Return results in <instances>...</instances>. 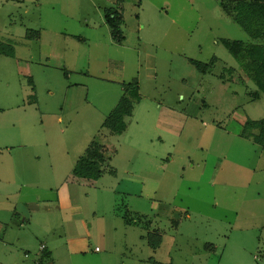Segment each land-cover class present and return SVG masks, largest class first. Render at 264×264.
<instances>
[{
    "label": "rangeland",
    "instance_id": "rangeland-1",
    "mask_svg": "<svg viewBox=\"0 0 264 264\" xmlns=\"http://www.w3.org/2000/svg\"><path fill=\"white\" fill-rule=\"evenodd\" d=\"M151 1L125 3L118 44L107 0H0V42L13 50L0 53V178L13 160L38 169L19 186L28 224L10 221L0 186V237L25 264L43 258L41 243L49 264H264V146L240 136L260 132L247 123L264 120V89L225 43L264 49V18L243 27L223 8L239 0ZM134 78L140 100L112 134L101 123ZM160 109L178 114L173 134L156 126ZM93 138L108 160L79 181L72 159ZM62 186L82 220L27 199ZM149 233L161 236L154 249Z\"/></svg>",
    "mask_w": 264,
    "mask_h": 264
},
{
    "label": "trees",
    "instance_id": "trees-1",
    "mask_svg": "<svg viewBox=\"0 0 264 264\" xmlns=\"http://www.w3.org/2000/svg\"><path fill=\"white\" fill-rule=\"evenodd\" d=\"M223 8L226 13L230 15L234 12L235 15L239 17L240 14L241 24L245 28L248 27L246 26L247 21L256 22L258 19L261 20L264 18V0H239L233 3L232 8ZM104 19L110 28L113 41L116 43L122 42L124 36L119 28L122 23L121 14H118L117 10L114 8H108L104 12ZM225 43L233 54L238 57L239 61L243 63L245 70L250 72H247L249 76L253 77L254 81L264 89V49H262L261 45L253 43L247 44L241 41H225ZM12 52L11 46L0 42V53L8 55L12 54ZM190 62L196 67L201 68L202 72H204V68L208 66L207 63H201L193 59H191ZM30 84L31 89L34 90L31 80ZM121 88L122 93L119 99L101 123V127L107 128L112 134H121L126 129L127 125L125 120L132 115L135 103L140 100L137 79L134 78L128 82H122ZM254 95L257 96L258 93L255 92ZM247 124L257 131L259 128L260 132H257V134H244L241 132L240 134L251 138L259 144H264V120L248 121ZM107 160L108 156L105 146L100 144L97 139L93 138L88 142L83 153L77 158L72 167L71 174L79 180L94 181L102 175V166ZM127 222H129V220ZM160 237L159 234H148V242L153 249L159 244ZM47 254L48 251L44 250V262L47 260Z\"/></svg>",
    "mask_w": 264,
    "mask_h": 264
},
{
    "label": "crops",
    "instance_id": "crops-1",
    "mask_svg": "<svg viewBox=\"0 0 264 264\" xmlns=\"http://www.w3.org/2000/svg\"><path fill=\"white\" fill-rule=\"evenodd\" d=\"M107 1L108 2H112L113 4H115L116 7L114 9L117 10L118 14H121L122 22L124 21L123 19H124V12H125V3L126 4L129 3V4H132V5H136L135 2H134L135 0H127L126 2H125V0H107ZM142 1H145L147 4L154 5L151 0H137L138 6L143 4ZM109 8H113V6H111ZM106 9H108V7L105 8L103 10V12H105ZM118 44H121V43H118ZM149 68L150 67H147V69H149ZM121 93L122 92H120L119 94L121 95ZM116 99L118 100L119 98L117 97ZM117 100L114 101V99L113 100L111 99V104H113L112 106H114L116 104ZM177 115L178 114H176L175 111L171 112L170 115H168V114L164 113L160 109V111L158 112V120L156 121L155 124H156V126L160 127L163 131H166V132H168L170 134H173L174 133V129L172 128V126L174 125V122L176 123V120L178 119ZM58 120H61L60 116L58 117ZM253 134H255V133H253ZM240 136L244 140L246 139L247 141H252L253 143H255L257 145L264 146V144H259V143L255 142V141H253L249 137L242 136L241 134H240ZM79 146H82V144H79ZM86 146L85 147L83 146L82 148L81 147L76 148L75 154H74L75 157H73L74 159H72L74 162L83 153V151L86 148ZM18 161L17 160L11 161L12 177H11V179H6V180H2L0 178V186L5 190L4 191L5 202L9 201V200H14L15 201V206L16 207H15L13 212H12V210L6 209L7 211H9L10 221H13L17 225H22L24 223L28 224L30 222L31 214H29L28 211H27V208H28L27 207V200L26 199L22 200L21 193H19L20 190H21L19 186L25 187V186H28V185L32 184V182H34V180H35L36 174L38 173V169H37V165L33 161L30 162V161H28L26 159H23V160H21L19 162L20 164L17 166V162ZM31 164H33V168H32V166L30 167ZM20 167H21V169H20ZM18 170H20V171H18ZM25 171L27 172L26 177H28L27 182L21 183L19 185V183H18L19 180L17 181V177H18L19 174H21L22 172L24 173ZM77 180H79V179H77ZM79 181L86 182L85 180H79ZM35 182H34V184H35ZM87 182H90V181H87ZM62 188L63 189H59L57 191L56 197L54 195L53 196L50 195V197H44V199H43V197H41V198L39 197L38 198L37 197L38 194H37L35 196L27 197V199L28 200L33 199V200H36V201H41L42 200L44 203H46V205L44 207H46L47 210H49L48 207L50 205H55V203H56L57 204V209L62 210V211H66V214L68 215V217H66V218L69 220L68 222H71V221L72 222H76L78 220H82L81 213H80V210H79L78 206L72 204V202H71V197H70L68 189L65 186H62ZM49 189H50V187H49ZM64 201L66 203H64ZM0 225L5 228L9 224L8 223H4L2 221V219H0ZM6 231L7 230L4 229L3 235H2V237H0V252H1V254H0L1 255L0 256V264H25L24 261L18 260L16 258V256L14 255V251L13 250L15 248V245H10V244H8L9 242H5V240H4L5 237L4 236H5V232ZM40 245H44V248L42 250H40V248H39ZM40 245H39L38 249H39V251L42 254H40L38 256V258L41 257V256H45V255H43V253H44V250H47V245L46 244L41 243ZM98 252H96V253H98ZM52 255H53V251L52 250L48 251V254H47L48 257H46L47 260L44 262L43 259H45V258L43 257L39 261L37 260L36 264L53 263L52 262L53 261V256ZM25 258H28V256L25 255Z\"/></svg>",
    "mask_w": 264,
    "mask_h": 264
},
{
    "label": "built area",
    "instance_id": "built-area-1",
    "mask_svg": "<svg viewBox=\"0 0 264 264\" xmlns=\"http://www.w3.org/2000/svg\"><path fill=\"white\" fill-rule=\"evenodd\" d=\"M43 247H44V246H43V245H41V246H40V249H43ZM95 250H98V248L96 247V248H95Z\"/></svg>",
    "mask_w": 264,
    "mask_h": 264
}]
</instances>
